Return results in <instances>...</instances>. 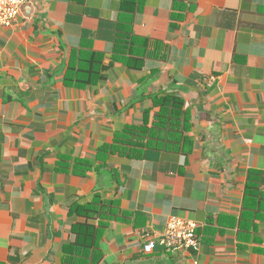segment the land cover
Listing matches in <instances>:
<instances>
[{
  "label": "crops",
  "instance_id": "1",
  "mask_svg": "<svg viewBox=\"0 0 264 264\" xmlns=\"http://www.w3.org/2000/svg\"><path fill=\"white\" fill-rule=\"evenodd\" d=\"M161 114L158 149L128 135ZM173 217L199 245L146 254ZM0 264H264V0H26L0 25Z\"/></svg>",
  "mask_w": 264,
  "mask_h": 264
},
{
  "label": "built area",
  "instance_id": "2",
  "mask_svg": "<svg viewBox=\"0 0 264 264\" xmlns=\"http://www.w3.org/2000/svg\"><path fill=\"white\" fill-rule=\"evenodd\" d=\"M26 0H0V25L5 27L13 26L21 14V9ZM205 82L212 85L213 77L205 78ZM197 224L190 220L178 217L170 218L166 224L165 231L159 241L149 239L144 247L146 254L154 251L159 243L167 250H190L199 245V238L196 233Z\"/></svg>",
  "mask_w": 264,
  "mask_h": 264
},
{
  "label": "trees",
  "instance_id": "3",
  "mask_svg": "<svg viewBox=\"0 0 264 264\" xmlns=\"http://www.w3.org/2000/svg\"><path fill=\"white\" fill-rule=\"evenodd\" d=\"M160 104H161L160 105L161 111H163V112H164V110H166L168 108H171L172 110H175L177 112V110L181 108L179 101H177L176 99H167V100L165 99L163 102H160ZM162 114L158 117V121H157V123L154 124L152 131H142V130L131 129V130H128V132H129L128 135L133 134L132 136H135L138 139V141H140L142 143V141L145 139L144 138L145 134L146 135L152 134V137H150L152 139L148 141L147 146L149 148L158 149L159 147L155 146L153 142L156 140L162 139V138H166L168 136V130H170L169 129L170 127L168 128V126H174V129H175L174 131H177L176 126L179 125V119L177 117L174 120V122L172 121L167 125L166 128H168V129L163 128V130H162L161 128L170 121V120L169 121L167 120V123H166L165 122L166 120H163L164 116ZM164 130H165V134H164ZM126 141L130 142L131 139H127ZM140 142H139V144H141ZM162 148H165V146H163ZM86 208H89V207H86Z\"/></svg>",
  "mask_w": 264,
  "mask_h": 264
}]
</instances>
